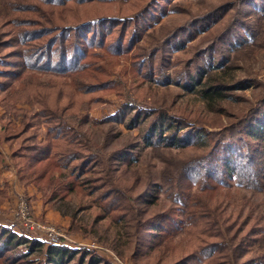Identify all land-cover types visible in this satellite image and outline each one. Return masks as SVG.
Wrapping results in <instances>:
<instances>
[{
    "label": "trees",
    "instance_id": "trees-1",
    "mask_svg": "<svg viewBox=\"0 0 264 264\" xmlns=\"http://www.w3.org/2000/svg\"><path fill=\"white\" fill-rule=\"evenodd\" d=\"M169 2L0 0V143L9 149L24 188L34 186L45 203L77 199L91 219L73 216L70 233L95 238L105 233L104 226H121L128 238L123 254L156 253L149 264H264V98L235 122L230 111L236 91L264 89V82L249 74L229 83L215 71L239 67L240 60L264 49V0L223 2L235 10L224 29L229 32L212 38L174 76L167 72L168 48L185 49L210 27L215 10L176 27L148 53L139 52L137 45ZM112 6L116 12H110ZM129 53L132 72L120 68L121 81L114 80L120 56ZM155 78L199 92L206 110L152 105L151 86L142 84ZM127 80L133 82L135 104L123 102L107 119L134 129L150 117L143 143L163 160L157 179L151 172L142 179L136 144L107 151L111 132L113 138L120 133L110 129L102 142L94 139L82 108L102 103L107 92L122 97ZM224 116L227 123L214 125ZM199 145L207 148L186 158L172 152ZM6 192L0 190V196ZM34 252L40 258L31 259ZM0 264L106 261L95 250L49 243L3 225Z\"/></svg>",
    "mask_w": 264,
    "mask_h": 264
},
{
    "label": "rangeland",
    "instance_id": "rangeland-1",
    "mask_svg": "<svg viewBox=\"0 0 264 264\" xmlns=\"http://www.w3.org/2000/svg\"><path fill=\"white\" fill-rule=\"evenodd\" d=\"M227 1L229 0H170L165 11L160 13L159 20L154 21L153 25L149 26L148 33L143 36L139 45H137L138 51L148 53V51L164 42L176 27L206 16L211 11L215 10L214 18H209L207 21L210 27H208L206 31L198 33L194 40L187 43L185 49L168 48L167 55L169 56V64L167 72L174 76L173 72L176 69H181L185 61L188 62L193 59L196 52H203L205 48H208L206 46L211 44L212 38L224 32V29L228 27L235 10L230 9L228 7L229 5H221L223 2ZM129 2L130 1H126V3ZM95 12L96 10L94 9L90 11V13ZM110 12H116V8L112 6ZM249 18L251 21L253 20L252 15L249 16ZM228 32L229 31L224 33L227 34ZM245 36H247V34ZM230 38L233 42L235 41L232 35H230ZM231 45L233 44L227 47L230 57L234 51ZM131 56V53L120 56V67H118L116 71H113V73L115 72V77L112 76L114 80H120L119 77H121L120 74L122 73L120 68L129 66V70L132 72ZM170 62L175 65H172ZM156 65L157 63L154 64V67H156ZM189 65L190 68L194 66H191L190 63ZM215 71L229 83L234 82L237 78L246 77L249 74L255 75L258 78L257 80L264 82V49L258 51L255 57L240 60L239 67L226 68L223 66L215 68ZM157 76L158 75H156V77ZM42 77V79H44L50 78L51 76L44 75ZM53 78L57 80L55 76ZM164 80L165 79L162 78H155L151 81L152 83L150 81H145L142 84L143 87L147 85L151 86L152 94L150 97L152 105L160 104L163 108H170L173 106L174 109L176 107L186 106L187 108H192V106H197L203 107L204 110H206L199 92H189L183 85L181 86L176 83L162 85ZM127 81L128 86L126 89L123 88L124 95L122 97H119L114 91L107 92L104 95V101L102 103H85L82 105V108L89 113V126L94 139L102 142L106 138V132L110 129H113L115 133H120L117 137L113 138L111 132L107 142V151L110 152L113 148L127 142L136 144L137 146L133 152L138 155L135 163L140 170L142 179H145L147 173L150 172L151 175L157 179L159 171L163 166V160L160 156L154 155V153L152 154L150 148L143 143V137L145 135L144 127L147 122H149L150 117L140 128L134 129H127L123 124L111 122L107 119L115 115L117 110L121 108L123 102L130 101L135 104V94L131 91L133 82L131 80ZM236 94L237 96L233 101V107H230V111H233L231 117L233 122L237 120L238 116L258 105V100L260 101V99L264 98V89L257 85L247 86L242 90L236 91ZM0 112L3 113L1 107ZM228 121V117L224 116L221 120L216 121L214 125L225 124ZM210 128L215 129L219 128V126ZM206 148L207 145L191 146L184 149L173 148L172 152L179 157L186 158L194 153H201ZM0 149L3 151L5 157V161L0 164V190H7L6 194L0 196L1 227L4 225L5 228L17 232L35 233L49 243L62 242L73 248L86 247L90 250H95L97 254L105 259L106 264H149V261H154L151 257L157 255L156 253H153L151 256L147 255L139 258H133L130 255L123 254L124 250H127L128 247V238L125 229L121 226H104L103 229L105 233L101 230L95 238L86 237L82 233L68 232V227L70 226L73 216L76 215L78 220L85 222L91 219L87 213L78 209L77 199L72 197L70 201L59 200L45 203L42 193L38 192L34 186L30 188H24L22 186L18 179L17 172L9 159V149L1 143ZM166 152L170 153L168 150H166ZM164 196L165 194L162 193L163 198ZM24 202L28 205L29 209L26 219L22 217L23 215L20 212ZM164 204L166 206L170 205L167 199ZM27 224H32L35 228L30 229ZM48 233H52L53 235L51 236ZM22 248L26 250L25 246ZM30 258L35 259L40 258V256L34 252L31 254Z\"/></svg>",
    "mask_w": 264,
    "mask_h": 264
},
{
    "label": "built area",
    "instance_id": "built-area-1",
    "mask_svg": "<svg viewBox=\"0 0 264 264\" xmlns=\"http://www.w3.org/2000/svg\"><path fill=\"white\" fill-rule=\"evenodd\" d=\"M20 212H21V214L23 215L22 217H23L24 219H26V216L28 215L29 209H28V205H27L25 202L22 204ZM27 226H28L30 229H34V228H35V226L32 225V224H31V225L27 224ZM48 234H49V233H48ZM49 235L52 236L53 234L50 233Z\"/></svg>",
    "mask_w": 264,
    "mask_h": 264
}]
</instances>
